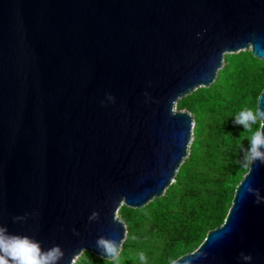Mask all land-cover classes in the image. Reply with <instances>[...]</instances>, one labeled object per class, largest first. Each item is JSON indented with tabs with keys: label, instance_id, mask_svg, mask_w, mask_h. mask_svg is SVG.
Here are the masks:
<instances>
[{
	"label": "water",
	"instance_id": "1",
	"mask_svg": "<svg viewBox=\"0 0 264 264\" xmlns=\"http://www.w3.org/2000/svg\"><path fill=\"white\" fill-rule=\"evenodd\" d=\"M247 50L264 62V0H0V224L59 245V264L105 259L95 242H123L119 207L160 197L187 155L192 118L176 102ZM253 104L264 109V88ZM249 183L264 197V165L176 264H264Z\"/></svg>",
	"mask_w": 264,
	"mask_h": 264
},
{
	"label": "trees",
	"instance_id": "2",
	"mask_svg": "<svg viewBox=\"0 0 264 264\" xmlns=\"http://www.w3.org/2000/svg\"><path fill=\"white\" fill-rule=\"evenodd\" d=\"M264 88V62L249 51L223 56L213 83L176 102L192 118L186 157L163 194L139 209L120 206L125 237L119 261L82 252L73 264H168L190 253L204 232L220 226L231 192L246 172L248 136L233 123ZM258 125L253 126L255 130Z\"/></svg>",
	"mask_w": 264,
	"mask_h": 264
},
{
	"label": "clouds",
	"instance_id": "3",
	"mask_svg": "<svg viewBox=\"0 0 264 264\" xmlns=\"http://www.w3.org/2000/svg\"><path fill=\"white\" fill-rule=\"evenodd\" d=\"M109 100H114V97L108 95ZM234 124L241 125L244 132L251 133L248 136V147L244 151V166L251 168L253 164L264 165V109L258 107H245L235 116ZM258 127L253 130V126ZM246 195L256 197L255 203H264V197L260 195L258 189H255L249 183L245 187ZM27 219V214L24 216L13 217V221H24ZM99 219V213L93 211L88 217L90 222ZM78 235V233H76ZM95 247L97 252L105 259L119 261L121 253V243L115 239L100 236ZM64 251L59 245H53L48 249H43L41 243L28 236L12 234L8 231L5 225L0 224V264H59L64 258ZM206 256L203 251H197L191 255L193 259H200ZM138 259L141 264H145L147 257L143 252L138 253ZM240 259L244 262H250L252 256L250 254L240 253ZM172 264H176L175 261ZM184 264H192V260H185Z\"/></svg>",
	"mask_w": 264,
	"mask_h": 264
}]
</instances>
